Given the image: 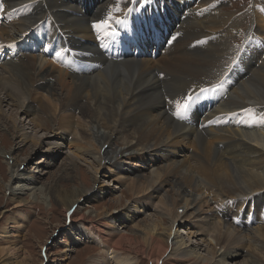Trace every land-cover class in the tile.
Wrapping results in <instances>:
<instances>
[{
    "label": "bare ground",
    "instance_id": "obj_1",
    "mask_svg": "<svg viewBox=\"0 0 264 264\" xmlns=\"http://www.w3.org/2000/svg\"><path fill=\"white\" fill-rule=\"evenodd\" d=\"M201 3L211 8L209 15L199 7ZM151 4L159 8L150 9ZM222 4L220 0H0V16L7 22L0 24V94L4 96L0 101H13L31 117L33 127L51 130L52 135L46 139L33 135L17 121L12 134L20 143L30 142L33 150L45 144L50 157H54L52 148L59 153L64 152V145L68 149L70 164L46 187L53 199L69 210L82 199L101 198L105 193L101 186L60 185L75 179L81 154L90 155L101 168L108 163L110 168L106 169L125 167L119 161L124 158L149 162L147 175L134 179L133 187L140 189L142 183L153 192L170 187L165 193L168 208L159 213L161 220L146 215L145 223L135 222L137 215L143 214V206L128 205L100 216L97 224H88L104 244L110 263L137 264L128 255L116 254L133 247L155 264H230L244 255L242 248L248 249L243 264H264V5L257 0L255 5L262 8L252 10L249 17H235ZM183 13V20H192L183 29L202 28L203 23L197 20L202 13L209 24L194 35H186L185 30L179 31ZM109 16V29L121 27L122 23H117L121 19L129 22L128 31L154 19L158 25L165 23L176 30L171 32V43L156 58L128 56L115 60L101 50L110 39L108 31L98 33L93 27ZM249 20L250 26L246 23ZM219 25L230 33L208 38ZM241 28L252 55L247 52V43L231 42V34ZM180 35H184L181 40ZM33 39L42 41V47L35 49ZM56 39L59 45L53 49ZM177 41L180 43L175 45ZM67 47L70 51L63 59ZM7 49L13 55H7ZM236 62H242L246 71L231 86L221 77ZM253 65L257 68L251 75L248 72ZM40 90L51 94L59 112L64 113L62 129L71 126L69 110L80 111V138L68 141L55 126L56 119L45 120L53 116L47 104L42 102L38 112L33 102L29 103L30 96ZM186 94L193 96V101L180 119L174 114L172 101ZM26 161L16 158L14 164L20 169ZM45 165L49 167L51 162ZM97 170L93 173L95 182ZM39 174L31 176L38 181ZM9 199L17 206L28 204L20 195ZM180 208L182 216L177 212ZM191 215L203 226L204 234L211 235L205 248L188 243L176 229L183 217ZM107 217L124 225L133 223L132 232L119 233L114 239L102 227ZM167 219L169 226L161 227ZM253 248L258 256L249 251ZM12 251L11 247L0 248V255L8 259ZM4 264L20 262L9 259Z\"/></svg>",
    "mask_w": 264,
    "mask_h": 264
},
{
    "label": "rangeland",
    "instance_id": "obj_2",
    "mask_svg": "<svg viewBox=\"0 0 264 264\" xmlns=\"http://www.w3.org/2000/svg\"><path fill=\"white\" fill-rule=\"evenodd\" d=\"M106 1H112L114 3L117 0H104V2ZM220 1L223 2L222 5L225 10L233 13L235 17H245L249 15L252 10L254 13L257 9L262 8L258 4L255 5V1L257 0ZM260 3L264 5V0H260ZM202 6L207 10V14L209 15V9L211 8H208V4H199V7ZM220 7L221 6H218V8ZM199 11L205 13L203 10ZM203 13L199 15V19L197 18L198 21L203 23V27L199 30L209 24L205 18L207 16L204 17ZM103 14V12H100V15ZM188 14L191 13L189 12ZM249 21L246 22L248 26L251 25V20ZM188 22H192L189 17L183 20L179 31L182 32V30H185L183 33H186V35H194L199 31L198 29H183L186 24H189ZM231 23L230 21L229 24ZM2 24L7 25V22L2 21ZM227 32L230 33L229 30L219 25L215 27L213 34L207 37L216 38L222 35L225 36L228 34ZM231 35L233 36V41L231 42L234 45L245 43L247 39L244 28L239 32L234 31ZM183 36L184 35H180V40ZM177 42L178 43L175 45L180 43V41ZM187 52L190 51L187 50ZM254 66L255 65H253V67L251 66L252 69L248 72L251 75L254 69L257 68ZM163 74L162 72L160 75ZM0 96L2 99L4 98L3 94H0ZM4 101H0V104L3 102L1 104L2 112H0V248L11 247L14 251H12L8 259L0 255V264H4L5 261L9 259L13 260V262L18 261L20 264H113L107 261L109 255H107L104 244L96 237L91 229L88 228V224H91V222L97 224L100 216L124 210L128 205L129 207L136 206V208H139L140 205L143 206L141 208L143 214L140 213V215H137L135 222L140 221L142 224L145 223L146 215H149L154 220H161L162 217H160L159 213L161 210L165 212L168 208L165 193L167 194V192H170V187L166 186V188L164 187L162 190L153 192L152 189H147L145 184L139 182L142 186L141 188L139 187L140 189H136L133 187L132 183L134 179L137 180L139 176L142 177L143 174L147 175L146 167L149 162L146 164L141 161L128 160L125 158L119 161L122 163L124 162L126 164L125 167H129L130 169L115 166L113 169H106L110 168L108 163L104 164V168H101L98 166L97 161L90 155L81 154L78 158L79 163L75 168V179L61 181L60 185L65 188H71L75 185L84 186L85 188H90L94 185L101 186L105 193H101V198L82 199L71 209L65 210L64 205L56 202L46 187L48 184L55 181L61 170L71 162L66 154L68 150L66 145H64L65 149L62 153L56 152V149L52 148L54 157H50L46 155L49 150L45 144H42V146L38 145L35 147V150H33L30 142L26 144L20 143V139L12 134L15 121L21 126H24L28 133L45 139L52 135L50 132L51 130L46 131V129L44 130L40 127H33L34 123L30 116L23 113V110L14 105L15 103L13 101L7 98L6 100L4 99ZM32 102L38 112L42 110V102L47 104L53 116H51V118H47L46 116L45 118L43 115V120L45 118V120L51 122L56 119L55 126L61 128V124L64 122V113L62 114L61 111L59 112L56 105L57 102L51 99V94L40 90L37 94L35 93L30 96L29 103ZM69 111L72 112L69 118L72 122L71 126L67 129L63 126L61 131L68 137V141H71V138H80V126L78 124L80 111ZM96 144L98 143L96 142ZM97 147L100 148V145L98 144ZM116 147L117 146L114 148L115 150ZM191 151L192 150L189 148V152ZM16 158L22 161H25V159L27 160L20 169L15 165ZM48 161L51 162L49 167L45 165ZM96 170L98 172V178L95 182L93 173L96 172ZM38 171H40V179L35 181L31 175ZM173 180L176 182L175 178ZM13 194L22 196L28 201V204L17 206L9 199ZM177 212L182 216L183 209L180 208ZM219 214L221 215V213ZM82 216L85 218L84 221L81 220ZM192 216L193 215L183 217L178 222L176 229L182 234L186 241L188 240V243L199 244V247L205 248L209 245L208 242L211 241V235H205L203 226L196 223L198 220L193 219ZM230 216L233 215L230 214ZM109 218L111 217H107L106 227L105 225L102 227L105 228L108 233H111L110 235H112L114 239H117L119 233L132 232L133 223L128 222L124 225L120 222L121 220L112 222ZM228 221L234 223L231 219ZM109 226L111 227L109 228ZM168 226V219L162 221L161 227L165 228ZM190 232L192 235L189 234ZM73 237H79L80 240H82L80 242H77V240L73 241ZM109 244L113 245V241ZM136 249L137 248L128 247L116 254L128 255L133 260L137 261V264H155L146 253H143L139 248L138 250ZM247 250V248H242L241 251L246 255ZM249 251L258 256V252L254 248ZM244 255H239L234 261H230V264H243ZM4 259L6 260L4 261ZM178 264L191 263L180 261Z\"/></svg>",
    "mask_w": 264,
    "mask_h": 264
},
{
    "label": "snow or ice",
    "instance_id": "obj_3",
    "mask_svg": "<svg viewBox=\"0 0 264 264\" xmlns=\"http://www.w3.org/2000/svg\"><path fill=\"white\" fill-rule=\"evenodd\" d=\"M131 2L135 3L137 0H131ZM145 3L148 2V0H144ZM131 11V10H129ZM111 17L105 18L103 20L97 21L93 24V27L97 30V32H107L110 28V21ZM117 23H123V21H117ZM56 56H61V52H56ZM208 89H201V92H206ZM193 101V96L191 95H185L184 97H181L180 99L172 101L175 105V115L183 119L185 111L190 107L191 103Z\"/></svg>",
    "mask_w": 264,
    "mask_h": 264
}]
</instances>
